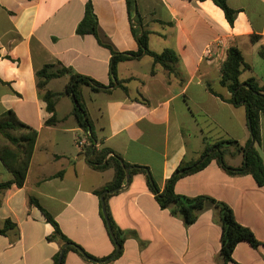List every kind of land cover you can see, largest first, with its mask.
Returning a JSON list of instances; mask_svg holds the SVG:
<instances>
[{
    "label": "crops",
    "instance_id": "obj_1",
    "mask_svg": "<svg viewBox=\"0 0 264 264\" xmlns=\"http://www.w3.org/2000/svg\"><path fill=\"white\" fill-rule=\"evenodd\" d=\"M88 1L0 0V117L12 111L38 132L25 184L0 189V231L11 224L0 234V264H59L67 244L53 238L54 226L31 198L54 217L67 238L88 255L104 260H88L67 247L64 264H225L220 210L208 206L188 226L159 205L148 177L163 191L181 163L197 161L207 143L234 140L245 146L249 142L246 108L223 101L207 86L230 96L220 77L233 47L241 50L251 67L241 81L255 78L264 86V61L259 55L264 46V0H227L237 12L233 24L213 0H135L134 16L128 0H91L100 38L115 52L139 51L135 35L139 20L152 51L170 49L179 57L170 70L154 66L147 55L119 62L117 79L127 91L116 81L109 92L83 90L98 150L110 149L131 166L147 169V174L131 176L123 190L107 194V210L126 238L121 256L111 261L106 259L115 254L116 246L103 211L105 191L98 192L113 181L115 171L94 169L90 156L78 147L76 139L84 131L73 115L70 96L58 100V122L46 124L51 114L36 77L46 65H53L55 70L64 67L105 86L111 84L112 51L96 36L77 31ZM254 36L258 40L253 41ZM220 39L222 45L205 56L207 47ZM68 82L69 76H63L47 88L64 93ZM63 104L65 113L60 112ZM8 144L0 135V145ZM259 152L264 163V117ZM225 160L240 168L245 156L231 147ZM12 180L0 159V184ZM175 192L229 205L237 221L262 243L258 248L240 243L234 260L264 264V187L252 175H231L213 160L180 179Z\"/></svg>",
    "mask_w": 264,
    "mask_h": 264
},
{
    "label": "trees",
    "instance_id": "obj_2",
    "mask_svg": "<svg viewBox=\"0 0 264 264\" xmlns=\"http://www.w3.org/2000/svg\"><path fill=\"white\" fill-rule=\"evenodd\" d=\"M213 2L223 9L228 21L233 24L237 12L228 6L227 0H213ZM128 6L130 14L134 16L135 0H128ZM136 23L139 25L135 30V35L138 37L140 46L139 51L123 54L117 53L109 44L100 38L98 20L94 13L91 0L86 5L85 17L79 24L77 31L79 35L91 34L96 36L102 45L112 51L111 74L113 80L109 86H105L91 77L78 74L72 69L63 67L55 70V66L53 65H46L36 74L39 92L47 105L48 113L51 114V118L47 120L46 124L50 126L58 122V100L63 95L70 96L74 103L73 115L78 125L83 129L84 134L88 137L89 144L86 146L85 151L90 156V165L96 170L113 169L115 171L113 181L103 191L98 192L99 195L104 191H111L124 186L126 184L127 168H131V176L139 173L147 174V169L141 166H131L119 154L110 149L98 150L96 147L98 139L94 133L92 121L85 106L84 88L89 87L97 93L109 92L116 81L127 91V88L122 85L123 83L117 79L116 67L119 62L138 59L144 55L153 58L154 66L161 65L167 70H170L179 62V57L173 50L167 49L162 53L152 51L149 48L148 32L140 25L141 22L139 20ZM252 40H258V36L252 37ZM259 55L264 61V46L261 47ZM249 69L251 67L246 64L241 50L233 47L227 53L220 77V85L229 92L230 96L225 97L215 91L211 86H207L209 92L218 96L223 101L235 107L244 106L246 108L248 126L251 133L249 142L245 146H241L240 143L234 140H220L214 143H207L205 150L197 161L192 163L183 161L181 163L173 176L167 181L163 191L160 190L158 184L151 177H148L149 188L155 195L159 205L163 209H170L173 215L182 218L188 226L194 224L198 219V213L208 206H215L220 210L222 224L221 255L225 264H239L234 260L233 255L240 243L247 242L253 248H258L262 243L257 239L251 229L241 225L237 221L234 211L229 205L218 202L208 196L187 197L179 195L175 192V185L180 179L204 169L213 160H216L227 173L231 175H252L258 185L264 187V163L259 152V146L261 144V118L264 117V86H260L255 78H251L245 82L241 81L243 72ZM151 74H156L154 68ZM63 76H69V82L64 93H56L47 88L52 80ZM0 135L9 142L6 146L0 145V159L14 176V180L0 184V189L11 188L13 185L22 187L25 184L34 154L38 132L21 122L16 114L10 111L0 117ZM231 147H235L238 151L244 153L245 162L240 168L231 167L225 160L227 152ZM109 154L111 156L107 159ZM203 159L205 161L199 164ZM109 196H106L105 201ZM31 202L42 211L46 220L54 226L55 233L53 238L61 239L68 245V250L74 251L83 258L88 256L94 262L104 261L88 255L79 245L67 238L62 233L58 222L40 205L37 199L31 198ZM107 213L114 236L110 230L109 232L116 246L115 254L106 259L111 261L121 256L126 238L124 233L114 224L108 210ZM10 225V223H7L6 228L1 230L0 234L6 233ZM118 246L120 247L119 252H117ZM62 264H64V260Z\"/></svg>",
    "mask_w": 264,
    "mask_h": 264
},
{
    "label": "water",
    "instance_id": "obj_3",
    "mask_svg": "<svg viewBox=\"0 0 264 264\" xmlns=\"http://www.w3.org/2000/svg\"><path fill=\"white\" fill-rule=\"evenodd\" d=\"M91 130V128H90ZM205 159H203L199 164H201L202 162H204ZM130 170L131 168H127L126 169V184L122 187H120L119 189H115V190H111V191H105L102 195V206H103V211H104V215H105V218H106V221H107V224H108V227H109V230L111 232V234L113 235V232H112V227H111V222L109 220V217H108V213H107V206H106V201H105V195L109 194V193H115V192H118L120 190H123L125 187H127V185L129 184L130 182V179H131V174H130ZM114 236V235H113ZM68 245H65L61 251V254H60V259H59V264H62V261H63V257H64V253H65V250L67 249ZM120 251V247L118 246L117 247V252ZM86 258L88 260H91L88 256H86ZM92 261V260H91Z\"/></svg>",
    "mask_w": 264,
    "mask_h": 264
},
{
    "label": "built area",
    "instance_id": "obj_4",
    "mask_svg": "<svg viewBox=\"0 0 264 264\" xmlns=\"http://www.w3.org/2000/svg\"><path fill=\"white\" fill-rule=\"evenodd\" d=\"M222 43L223 41L220 39L216 41L213 45L207 47L205 51V56H211L213 53V48L215 46L218 47L222 45ZM76 143L80 149L85 150L86 146L89 144L88 137L85 134H83L82 136L77 137Z\"/></svg>",
    "mask_w": 264,
    "mask_h": 264
},
{
    "label": "rangeland",
    "instance_id": "obj_5",
    "mask_svg": "<svg viewBox=\"0 0 264 264\" xmlns=\"http://www.w3.org/2000/svg\"><path fill=\"white\" fill-rule=\"evenodd\" d=\"M62 88H64V87H62ZM85 90H86V89H85ZM68 101H69L68 103H71L70 100H68ZM66 110H67V106H66V104H63V105L61 106V108H60V112H61V113H65Z\"/></svg>",
    "mask_w": 264,
    "mask_h": 264
}]
</instances>
